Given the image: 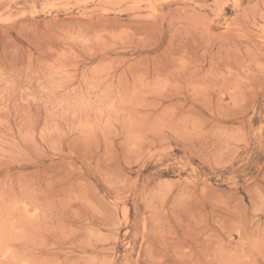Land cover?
<instances>
[{"label": "rangeland", "instance_id": "obj_1", "mask_svg": "<svg viewBox=\"0 0 264 264\" xmlns=\"http://www.w3.org/2000/svg\"><path fill=\"white\" fill-rule=\"evenodd\" d=\"M0 264H264V0H0Z\"/></svg>", "mask_w": 264, "mask_h": 264}]
</instances>
